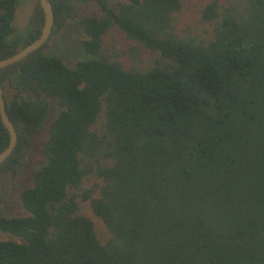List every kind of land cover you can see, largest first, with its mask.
<instances>
[{
  "label": "trees",
  "instance_id": "trees-1",
  "mask_svg": "<svg viewBox=\"0 0 264 264\" xmlns=\"http://www.w3.org/2000/svg\"><path fill=\"white\" fill-rule=\"evenodd\" d=\"M48 1L51 35L77 7L100 14L79 20L74 67L42 48L0 69L17 133L0 207L49 102L59 108L23 215L0 212V234L19 239L0 240V264H264V0H203L204 35L180 27L181 0ZM16 6L0 0V59L40 33L37 2L12 36ZM113 28L155 54L147 69L104 53Z\"/></svg>",
  "mask_w": 264,
  "mask_h": 264
},
{
  "label": "rangeland",
  "instance_id": "rangeland-1",
  "mask_svg": "<svg viewBox=\"0 0 264 264\" xmlns=\"http://www.w3.org/2000/svg\"><path fill=\"white\" fill-rule=\"evenodd\" d=\"M108 4H114L115 0H106ZM182 9L178 18L181 28L188 27L193 33L204 35L203 30H208V26L200 22L198 10L204 5L203 0H181ZM37 0H17L14 20L12 23L13 35L20 36L24 26L34 9ZM100 14L99 8L95 3L77 7L71 18L67 19L63 26L53 33L42 51L45 54L54 55L61 60L67 67H74L75 64L86 58L83 50V41L86 36L79 25V20L85 16H97ZM103 51L109 57H114L122 63L125 68L147 69L155 58V54L150 53L138 42L127 38L116 28L111 29L104 37ZM59 108L57 103L52 100L49 102L48 118L42 129L37 131L30 140V146L27 150L21 168L16 176L10 181L4 193V200L0 207V212L6 216H21L23 210L19 201L20 192L32 184L33 173L35 169L43 162L41 153L42 143L47 135L49 124L57 114ZM80 213L88 216L94 222L96 233L99 237L106 236L102 223L92 216L83 203ZM15 240L7 233L0 234V240Z\"/></svg>",
  "mask_w": 264,
  "mask_h": 264
},
{
  "label": "water",
  "instance_id": "water-1",
  "mask_svg": "<svg viewBox=\"0 0 264 264\" xmlns=\"http://www.w3.org/2000/svg\"><path fill=\"white\" fill-rule=\"evenodd\" d=\"M38 6L42 12V26L40 29V33L36 39L25 45L23 48L16 51L14 54L0 59V69L13 65L29 54L42 49L48 39L51 36L53 23H54V15L52 12L51 5L48 0H37ZM0 121L4 126L8 133V143L7 146L0 152V166L2 163L11 155L17 143V133L16 129L8 117L6 111L5 100L3 97V90L0 86Z\"/></svg>",
  "mask_w": 264,
  "mask_h": 264
}]
</instances>
